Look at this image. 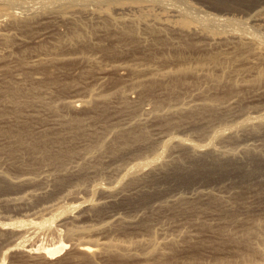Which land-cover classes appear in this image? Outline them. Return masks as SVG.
<instances>
[{"label": "rangeland", "instance_id": "1", "mask_svg": "<svg viewBox=\"0 0 264 264\" xmlns=\"http://www.w3.org/2000/svg\"><path fill=\"white\" fill-rule=\"evenodd\" d=\"M222 261L264 264V0H0V264Z\"/></svg>", "mask_w": 264, "mask_h": 264}, {"label": "bare ground", "instance_id": "2", "mask_svg": "<svg viewBox=\"0 0 264 264\" xmlns=\"http://www.w3.org/2000/svg\"><path fill=\"white\" fill-rule=\"evenodd\" d=\"M30 11H31V10H30ZM24 12H25V11H24ZM26 12H27V11H26ZM215 29H216V28H215ZM211 31H212V32H216L215 30H211ZM223 31H225V30H223ZM227 32H228V31H227ZM232 32H233V31H232ZM238 33H239V32H238ZM242 41H244V40H242ZM245 41H246V40H245ZM245 41H244V43L247 45L248 43H246ZM254 43H255V42H254ZM257 43H258V42H257ZM251 45H252V44H251ZM254 45H255V44H254ZM10 93H11V92H10ZM13 95H14V94H13ZM13 95H12V96H13ZM15 95H16V94H15ZM9 96H10V95H9ZM13 97H15V96H13ZM23 130H24V129H23ZM23 130H22V131L19 130L18 133L16 134L18 137H17L16 135H15V137L18 138V140H19L20 143L26 144V143H28L29 140L27 139L28 141L26 140L25 143L23 142V141L25 140V139H23V137H22V136H24V133H22V132H24ZM5 131H6V130H5ZM11 131H12V130H11ZM6 132H7V131H6ZM6 132H5V133H6ZM11 133H12V132H11ZM21 133H22L23 135H21ZM25 133H28V132H26V130H25ZM7 134H10V133L7 132ZM13 134H15V133H13ZM18 134H19V135H18ZM25 138H26V137H25ZM33 141H34V140H33ZM30 142H31V140H30ZM34 143H35V141H34ZM28 145H29V144H28ZM34 145H36V144H33V146H34ZM30 146H32V142H31ZM34 149H35V147H34ZM34 149H33V150H34ZM196 150H197V149H196ZM256 167H257V166H256ZM256 170H257V169H256ZM249 173L251 174V173H253V172H249ZM247 233H248V232H247ZM154 246H155V245H154ZM112 247H114V246H112ZM82 249H83L85 252H92V251H93V249H92L91 247H88V246H84V247H82ZM156 250H157V249H156L155 247H153V248L151 249L150 253H154ZM58 251H59V249H58V250L56 249V250H53V251L50 252V253H51V255H55ZM254 252H255V251H254ZM114 253H115V252H114ZM116 254H117V253H116ZM249 254H250V253H249ZM251 254H252V253H251ZM251 254H250V257L252 258L253 256H251ZM151 255H153V254H151ZM200 261H201V260H200ZM196 263H197V262H196ZM198 263H199V262H198ZM229 263H230V261H229ZM221 264H228V262H226V261H222Z\"/></svg>", "mask_w": 264, "mask_h": 264}]
</instances>
